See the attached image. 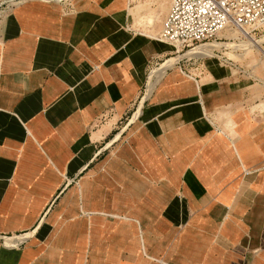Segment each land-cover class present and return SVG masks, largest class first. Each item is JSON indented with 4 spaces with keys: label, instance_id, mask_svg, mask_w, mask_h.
I'll return each instance as SVG.
<instances>
[{
    "label": "crops",
    "instance_id": "0c3cea01",
    "mask_svg": "<svg viewBox=\"0 0 264 264\" xmlns=\"http://www.w3.org/2000/svg\"><path fill=\"white\" fill-rule=\"evenodd\" d=\"M0 4V264H264L262 86L152 71L129 0Z\"/></svg>",
    "mask_w": 264,
    "mask_h": 264
},
{
    "label": "built area",
    "instance_id": "2783aa9c",
    "mask_svg": "<svg viewBox=\"0 0 264 264\" xmlns=\"http://www.w3.org/2000/svg\"><path fill=\"white\" fill-rule=\"evenodd\" d=\"M0 4V15L2 13ZM264 28V0H170L158 39L176 48H195L222 34ZM182 73L187 69L180 67Z\"/></svg>",
    "mask_w": 264,
    "mask_h": 264
},
{
    "label": "rangeland",
    "instance_id": "374dc122",
    "mask_svg": "<svg viewBox=\"0 0 264 264\" xmlns=\"http://www.w3.org/2000/svg\"><path fill=\"white\" fill-rule=\"evenodd\" d=\"M129 2L131 8H134L135 6L138 7L136 14L133 16L137 18L139 25H146L150 26L151 28L153 27L151 31L147 32V34L149 36H157V32L155 33L154 30L155 24L156 22L160 23L161 20L165 18L170 6V0H129ZM149 19L152 20V24ZM247 31L250 32V35L252 36L251 39H246V37L243 36L244 34L242 35L236 31L235 33L232 32V35L231 33L222 34V36L225 38L235 39H222L221 41H218V44L213 43L210 45H203L198 48L185 49L176 48L170 45V47L175 52L174 55H170L158 63L152 62L149 65L154 67L157 66L152 69L153 71L154 69L159 68L163 63H168L171 57H179L181 60L179 61L180 63L178 66L182 67L183 69H186L187 66H190L188 68H193L194 66L201 68L200 66H209L214 64L217 66L226 67L228 70H230V72L236 71L234 73L241 77L245 86L244 88H247V90L250 91V89L256 85H260L264 89V28L258 32H252L250 29ZM194 73L199 74L200 71H196ZM156 83L157 82H155L150 87V91L154 89ZM148 85L149 78L146 85V92L142 100L148 93ZM142 100L140 104L142 103ZM259 103L264 106V100H261ZM139 106L137 107L133 120H135L141 112L142 107L140 108Z\"/></svg>",
    "mask_w": 264,
    "mask_h": 264
},
{
    "label": "bare ground",
    "instance_id": "6f19581e",
    "mask_svg": "<svg viewBox=\"0 0 264 264\" xmlns=\"http://www.w3.org/2000/svg\"><path fill=\"white\" fill-rule=\"evenodd\" d=\"M235 33V32H234ZM239 33H241L243 36H245L246 37V39H251L252 38V36L250 35V32L249 31H241V32H239ZM232 35V34H231ZM228 36V35H227ZM252 41V40H251ZM213 43H215V44H218V42H212V43H207V44H202V45H199V46H196L195 48H198V47H200V46H203V45H210V44H213ZM216 52V51H215Z\"/></svg>",
    "mask_w": 264,
    "mask_h": 264
}]
</instances>
